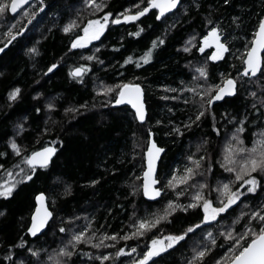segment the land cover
Here are the masks:
<instances>
[{
	"label": "trees",
	"instance_id": "16d2710c",
	"mask_svg": "<svg viewBox=\"0 0 264 264\" xmlns=\"http://www.w3.org/2000/svg\"><path fill=\"white\" fill-rule=\"evenodd\" d=\"M148 2L43 0L16 15L9 7L0 14V50L24 31L0 53V186L4 181L16 184L11 196H0V264H54L47 258L65 245L73 255H61V264H133L147 252L153 238L199 224L203 210L199 206L187 212L178 208L144 235H132L133 225L139 219L162 216L170 200L187 206L194 193L201 191L194 187L199 183L208 186L203 194L216 204V187L235 175L226 170L224 159L228 145L236 144L233 133L242 127L238 135L250 148L264 130V62L257 77L240 75L264 18V0H177L176 10L162 19L155 10L142 19H124ZM97 4L102 6L97 8ZM106 13H111L112 22L99 38L90 46L73 47L87 22ZM115 20L121 23L114 25ZM73 21L76 27L64 31ZM217 26L229 46L218 61L211 58V50L200 51L203 37ZM149 49L151 58L145 62L141 58ZM53 64L56 67L49 71ZM77 67L85 69L83 76L72 75ZM229 77L238 82L235 96L205 105L200 86L207 92L208 85H222ZM124 83L143 87L144 123L137 121L129 107H112ZM106 87L111 91H101ZM16 88L19 94L10 98ZM186 92L188 99L183 98ZM200 111L204 115L197 120ZM151 135L164 148L158 170L163 195L154 202L147 201L142 191L144 153ZM12 141L21 147L19 153L11 147ZM46 145L57 147L51 164L36 168L32 179L24 180L20 170L30 174L25 154ZM190 156L204 157L197 175L171 188L169 180L184 174L174 169L191 167ZM252 174L260 181L255 192H247L245 185L244 195L227 214L200 224L147 264H188L193 249L200 246L211 251L196 264H216L225 253L230 256L232 244L222 232L233 227L242 232L247 219L236 224L233 220L241 211L247 213L264 204V173ZM240 183L234 181L233 190ZM177 190L183 195L177 196ZM41 192L47 195L53 218L43 234L32 238L28 227L35 197ZM86 227L85 239L73 249L68 241ZM89 238L92 243L87 242ZM104 244L111 250L103 249ZM29 248L41 250L39 256ZM120 248L125 251L116 255ZM104 255L108 259L101 260Z\"/></svg>",
	"mask_w": 264,
	"mask_h": 264
},
{
	"label": "snow or ice",
	"instance_id": "6c2138e0",
	"mask_svg": "<svg viewBox=\"0 0 264 264\" xmlns=\"http://www.w3.org/2000/svg\"><path fill=\"white\" fill-rule=\"evenodd\" d=\"M92 2V0H89ZM227 2V0H225ZM25 3V0H10V7L12 12H16L17 9ZM177 0H149L148 6L144 7L141 11H136L134 15L125 16L124 19H136L137 17L143 15L145 12L149 10V8L155 6L160 9L161 13L166 12L169 8H174L176 6ZM102 5L97 4L96 7L99 8ZM9 7V0H0V14L5 13V11ZM106 15H111V13H106ZM107 20H104L103 23L100 20H89L87 22V26L84 27L83 31L85 33L84 36L77 37V41L80 43H87L93 39H96L100 32L103 31ZM211 24V21H209ZM95 26V27H93ZM76 27V23L73 21L69 24V26L64 28V31H69L70 28ZM11 31V29H9ZM135 35H139V32L135 33ZM220 30L217 27H212L209 34L204 36L203 39L205 41V46L210 42L216 44L217 52H214L212 55V59H219L224 51L227 50L226 45L220 42ZM258 38L256 43L251 47V50L248 51L247 55V67L244 69V72L247 74L249 70L252 73H256L260 70L261 58L259 52L261 49H264V21L260 22L259 32L257 34ZM159 39V38H158ZM191 39V38H190ZM77 41H73V47L77 46ZM163 43V41H160ZM155 41H153V46H155ZM35 51V49H33ZM200 51H204V48L201 47ZM151 58V49L148 50V53L142 57L145 62ZM132 57H129L128 60H131ZM125 61V63L128 62ZM56 65L53 64L48 70L51 71L52 68H55ZM83 69L78 67L72 71V75L80 76L82 74ZM200 73L203 75H207L206 70L204 68H200ZM235 84L236 81L232 78H228L224 85H208V91H204V86H200L199 95L201 97H206L204 100L205 105H210L214 100H217L222 97L225 92L232 93L235 92ZM212 89H217V91L213 94L211 92ZM119 98L115 99V103L119 104L123 100H128L133 106L136 108V115L138 118L143 121L145 119V111L144 105L141 100V88L139 84H131L124 83L118 89ZM101 91H111V87H106L101 89ZM195 91V89L193 90ZM20 92L19 88L14 89L9 95L10 98H15ZM255 96V93H250ZM49 108H52L53 105L48 104ZM204 115L203 111H200L196 115V119L199 120L200 116ZM246 119V117H245ZM243 121H241V124ZM22 128V126H21ZM178 130V129H177ZM47 131V129H45ZM218 131V130H217ZM243 131V128H239L237 132L233 133V136L236 139V144H229L227 147L226 155L224 157L225 163L228 166L226 170L230 173H234L233 180L228 182H222L219 186L216 187L215 191L218 193L217 203L214 204L213 200L208 199L204 194L203 190L208 186L203 183H199L194 185V187H198L201 191H196L193 195L191 202L185 206L182 203H177L174 200H170L166 206L164 214L162 216H153L148 219H139L138 223L133 225L136 229L132 235H144L145 231L150 230L155 227L156 224L160 222L162 219H167L171 212H175L178 208L187 212L189 208L202 207V219H200L199 224H192L187 227V229L178 234L170 233L167 237L163 239L156 237L151 241V247L148 248L147 252L143 253L140 259L133 261V264H147L152 257L159 255V253L164 252L166 248L172 247L173 244L183 240L189 233L193 232L194 229H198L200 224H205L209 221H216L220 215L227 214L232 205H235L237 201L240 200L241 196L244 193L241 191L245 185H247V192H255L257 187L259 186L260 181L257 179L256 175L252 173H264V130H261L257 136V139L252 143V146L246 147L243 144L242 139L239 137L238 132ZM52 144L55 141L51 142ZM62 143V141H61ZM11 147L19 153L22 149L15 142H11ZM56 151L54 147L51 145H46L37 150H33L31 154H25L24 159L30 168V174L24 173L23 169H21V175L24 180L32 179V175L35 174V169L37 167L47 168L51 159V156ZM162 149L156 147L155 142H152V146L148 148V169L143 173L145 177V181L143 184L144 194L147 196H159L161 194V189L159 187H153L157 182L153 178V173L155 171V160ZM189 160L192 161L191 167H186L184 169V174L181 178L177 179L175 176L172 180H169L168 184L171 188H176L177 183H187L195 177L201 167L200 161L204 159V157H188ZM236 165V166H232ZM2 167V165H0ZM8 175L11 177V173ZM234 181H240L239 187L235 190L232 188V184ZM96 181H92L95 183ZM16 187L15 183H9L8 181H4L3 185L0 186V196H11L12 190ZM135 191V189H133ZM177 196H182L183 192L177 190ZM38 200L43 201L44 193H40L37 197ZM3 213H0L2 215ZM51 216V212L47 210V208L43 209L41 214V208H37V215H34L32 218L31 227L28 228V232H30L33 236L36 235L45 225L47 218ZM241 218L247 219L248 223L243 227L242 232L237 233L235 228H230L228 230H224L222 235L227 238L232 244V247L229 249L231 255L225 253L224 256L220 257L219 260L216 261V264H264V204H261L259 207L255 209H250L249 212L245 213L243 211L240 212L239 216H237L233 220V224L239 222ZM74 219V218H69ZM258 222V223H257ZM89 225L88 227H90ZM88 228L86 227L83 231L74 233L71 239L68 241V245H72L73 249L75 245L85 239V232H87ZM61 231H64L62 228ZM117 234H113L115 238ZM207 236L211 241L212 245H215V240L212 238V233L208 232ZM125 239L128 237L125 236ZM88 243H92L91 239L87 240ZM22 243H24L22 241ZM96 247H101V244L97 243ZM33 255L39 256V249H28ZM125 251L124 248H120L116 255H120ZM131 251H135V249H131ZM211 251V248L208 246H200L196 249H193L194 255L192 259L188 262V264H196L197 261L203 260L204 257ZM85 255H90L91 253H84ZM61 255L65 257H70L73 255V251L69 250L68 246L65 245L59 249V252L55 253L54 256H49L47 259L49 261H54V264H61L60 257ZM108 255H111L110 253ZM108 255L101 256V260L108 259ZM23 264V261L20 262Z\"/></svg>",
	"mask_w": 264,
	"mask_h": 264
},
{
	"label": "water",
	"instance_id": "95a60500",
	"mask_svg": "<svg viewBox=\"0 0 264 264\" xmlns=\"http://www.w3.org/2000/svg\"><path fill=\"white\" fill-rule=\"evenodd\" d=\"M35 1H37V2H39V3H42V2H43V0H25V3H23V4L17 9L16 12H12V11H11V7H10V4H9V11H10V13H11L12 15H16V14H18L21 10H23L24 8L30 6V5H31L33 2H35ZM177 7H178V3H176V6H175L174 8H169L166 12L161 13V11H160L159 8L153 6V7L149 8V10H148L147 12H145L143 15L137 17L136 19H142L144 16H146L147 14H149L151 11H154V10L157 11V17H158L159 19H162L166 14H171L172 12H174V11L176 10ZM44 9H45V6L42 7L41 12H42ZM262 21H264V18L262 19ZM120 23H121V22L118 21V20H115V21H114V25H119ZM259 25H260V24H259ZM209 32H210V31H209ZM209 32H208V34H209ZM258 32H259V26H258V28H257V30H256L255 37H254V39H253V41H252V43H251V46H250V48L248 49V51H250V50H251V47L256 43L257 38H258V36H257ZM23 33H24V31L21 32L20 34L16 35V36H14L13 38H11V39L9 40V42L5 45V47L2 48V49L0 50V53H2L3 51H5V50L9 47V45L14 41V39H16L19 35H22ZM208 34H207V35H208ZM93 42H94V39L91 40L90 42H87V43H80V42H79V43H80V44H83V45H87V44L90 45V44H92ZM220 42L226 45L227 50L224 51L223 54L220 56V58H219V59H216V61L220 60V59H221L224 55H226V54L228 53V51H229V46H228V44L222 39L221 36H220ZM201 47H203L204 50H211L213 53H214V52H217L216 44L211 43V38H210V42L207 44V46H205V41H203ZM248 51H247V53H246V55H245V57H244V68H243V70H242V72H241L240 75H241V76L257 77V76L260 74V72L262 71V68H263V62H264V49H261L260 52H259V55H260V58H261L260 70L257 71L256 73H252L251 70H249V72L246 74V73L244 72V69L247 67V55H248ZM77 68H78V67H77ZM80 68L83 69L82 74H81L80 76H75V77H81V76H83V74L85 73V69H84L83 67H80ZM73 70H74V69H73ZM73 70H72V71H73ZM73 76H74V75H73ZM229 78H232V77H229ZM227 79H228V78H227ZM227 79H225V80L223 81V83H222L221 86L224 85V82H225ZM232 79H234V78H232ZM234 80L236 81V79H234ZM131 84H138V83H131ZM139 85H140V84H139ZM140 88H141V90H142V92H141V100H142V102H143V105H144V111H145V119H144L143 121H141V120L138 118V116L136 115V108H135V107L133 106V104L130 103L128 100H123V101H122L121 103H119V104H117V103L114 102V103L112 104V107L127 106V107H129V108L133 111V113H134V115H135L137 121L140 122V123H144V122L146 121V118H147V106H146L145 98H144V90H143V87H142L141 85H140ZM237 88H238V82L236 81V84H235V92H232V93L225 92V93L222 95L221 98H219V99H217V100H214V101L210 104V106H213V105H215V104L221 102V101H222L223 99H225V98H230V97L235 96V94H236V92H237ZM216 91H217V90H216ZM117 98H119V94H118V97H117ZM153 141L155 142L156 147L162 149V151L159 153V155L157 156V158H156V160H155V171H154V173H153V178L156 180L157 183H156L155 185H153V187H159L162 191H161V194H160L159 196H147V195H145V194H144V190H143V184H144V181H145V177H144V175L142 174V190H143V196H144V198H145L147 201H150V202H154V201L159 200V199L161 198V196L163 195V189L160 187V182H159V180H158V170H159V164H160V161H161L162 156H163V154H164V148L158 145V143H157V141L155 140V138H154L153 135H151V136L149 137L148 145H147V148H146L145 153H144L145 168H144L143 173H144L145 171H147V169H148V148L152 146V142H153ZM51 146L54 147V148L56 149V151H55V152L53 153V155L51 156V159H50L49 165L51 164V162H52V160H53V158L55 157L56 152H57V147H56L55 145H51ZM49 165H48V166H49ZM37 168H42V167H37ZM41 193H43V192H41ZM39 195H40V193H38V194L36 195V197H35V203H36V206H35V209H34V211H33V213H32L29 227H31L33 216H34V215H37V208H41V214H42V212H43V209H44V208H47V210H48L49 212H51V216H49V217L47 218L44 227H43L39 232H37L35 236H33L30 232H28L29 235H30L32 238H35V237L40 236L41 234H43V233L46 231V229H47L49 223L51 222V220H52V218H53V211H52V210L50 209V207H49V203H48L47 195L44 193V199H43V201L37 199V197H38ZM29 227H28V228H29Z\"/></svg>",
	"mask_w": 264,
	"mask_h": 264
},
{
	"label": "rangeland",
	"instance_id": "374dc122",
	"mask_svg": "<svg viewBox=\"0 0 264 264\" xmlns=\"http://www.w3.org/2000/svg\"><path fill=\"white\" fill-rule=\"evenodd\" d=\"M25 9V8H24ZM94 20H100L102 23H103V21L104 20H107V23L105 24V26H104V29H103V31L102 32H100V34L98 35V37L96 38V39H94V42L99 38V36L105 31V29L107 28V26H108V24H110L112 21H110V16H108V15H106V16H104L103 18H100V19H94ZM93 27H95V26H93ZM85 35V33H84V31L82 32V34L80 35V36H84ZM77 41V40H76ZM93 42V43H94ZM92 43V44H93ZM92 44H90V45H92ZM89 44H87V45H83V44H80L79 43V41H77V46H90ZM212 56V55H211ZM225 80V79H224ZM223 80V81H224ZM190 83V82H189ZM223 83V82H222ZM190 85V84H189ZM189 85H187L185 88H187V87H189ZM183 98L184 99H188L189 98V94L186 92L184 95H183ZM185 166H187V164L185 165L184 164V166H182V167H185ZM175 171H180V172H184V169L182 168H179V167H176L175 169H174ZM161 187V186H160ZM143 191V190H142ZM163 239V238H162ZM104 245H106V246H104ZM103 246H102V248L103 249H108V251H110L111 250V246L110 245H107V244H104ZM150 247H151V244H150ZM119 251V250H118Z\"/></svg>",
	"mask_w": 264,
	"mask_h": 264
},
{
	"label": "flooded vegetation",
	"instance_id": "af4514ba",
	"mask_svg": "<svg viewBox=\"0 0 264 264\" xmlns=\"http://www.w3.org/2000/svg\"><path fill=\"white\" fill-rule=\"evenodd\" d=\"M211 54L213 55V52L211 51Z\"/></svg>",
	"mask_w": 264,
	"mask_h": 264
}]
</instances>
